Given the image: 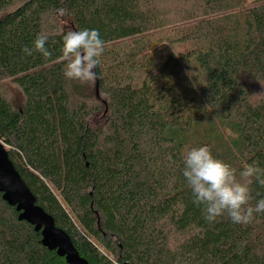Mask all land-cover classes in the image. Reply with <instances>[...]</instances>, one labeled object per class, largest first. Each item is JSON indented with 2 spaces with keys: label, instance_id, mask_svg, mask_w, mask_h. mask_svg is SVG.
I'll return each mask as SVG.
<instances>
[{
  "label": "trees",
  "instance_id": "obj_1",
  "mask_svg": "<svg viewBox=\"0 0 264 264\" xmlns=\"http://www.w3.org/2000/svg\"><path fill=\"white\" fill-rule=\"evenodd\" d=\"M83 29L105 46L80 85L58 57ZM41 33L51 60L22 51ZM0 142L87 264H264V214L209 223L182 175L204 145L264 168V0H0ZM17 217L0 193V264H66Z\"/></svg>",
  "mask_w": 264,
  "mask_h": 264
},
{
  "label": "clouds",
  "instance_id": "obj_2",
  "mask_svg": "<svg viewBox=\"0 0 264 264\" xmlns=\"http://www.w3.org/2000/svg\"><path fill=\"white\" fill-rule=\"evenodd\" d=\"M64 15L63 8L56 10ZM49 37L41 33L36 36L31 48L25 47V55L34 52L45 60L52 59L48 48ZM105 42L96 29L68 31L63 35L61 55L64 62V77L72 82L85 85L97 79L96 68L104 53ZM182 175L193 196V203L203 205L204 218L215 223L225 214L235 224L251 223L255 215L264 214V198L253 206L255 182L264 187V168L257 163L245 164L237 178V170L216 158L207 146L186 148L183 156ZM257 195H259L257 193Z\"/></svg>",
  "mask_w": 264,
  "mask_h": 264
},
{
  "label": "water",
  "instance_id": "obj_3",
  "mask_svg": "<svg viewBox=\"0 0 264 264\" xmlns=\"http://www.w3.org/2000/svg\"><path fill=\"white\" fill-rule=\"evenodd\" d=\"M98 96L96 86V97ZM0 193L2 200L18 213V221H24L39 233L40 245L56 256L63 258L66 264H87L74 248L70 238L61 229L55 227L52 217L36 205V200L21 180L9 160L8 152L0 142Z\"/></svg>",
  "mask_w": 264,
  "mask_h": 264
},
{
  "label": "rangeland",
  "instance_id": "obj_4",
  "mask_svg": "<svg viewBox=\"0 0 264 264\" xmlns=\"http://www.w3.org/2000/svg\"><path fill=\"white\" fill-rule=\"evenodd\" d=\"M4 91H5L6 95L8 97H10L11 99H14V98L18 97L17 90L14 87H12L9 83H5L4 84ZM97 98L99 99V94H98ZM101 113L102 112H100L99 114L93 116L94 124L96 126L102 125V121H101L102 115H101ZM225 136H227V133H225ZM237 178L239 179L240 177L237 176Z\"/></svg>",
  "mask_w": 264,
  "mask_h": 264
}]
</instances>
